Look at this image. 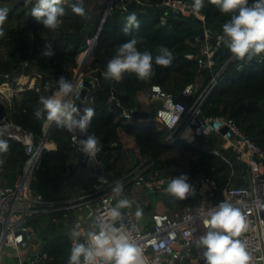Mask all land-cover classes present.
Wrapping results in <instances>:
<instances>
[{
  "label": "trees",
  "instance_id": "obj_1",
  "mask_svg": "<svg viewBox=\"0 0 264 264\" xmlns=\"http://www.w3.org/2000/svg\"><path fill=\"white\" fill-rule=\"evenodd\" d=\"M128 1L113 0L105 16L107 0H101L91 9L84 3L87 15L82 18L68 7L75 0H65L66 13L61 18V26L56 31H50L31 14L24 21H18L31 12L34 0L32 3H26V0H0V8H11V14H8L4 24L5 35L0 38V84L7 82L13 89H17L4 102L6 120L31 131L34 144L38 146L43 137V124L47 120L46 117L37 119L34 115L37 108H42L39 97L52 96L58 90L56 81L62 75L72 82L74 69L78 66V56L88 48L91 51L83 80L93 82V86L87 90L83 102L88 108L95 109L89 133L100 138L102 144L110 145L102 154L101 165L97 169L98 173L106 176V189L115 186L114 181L117 179L125 180L123 175L141 163L147 166L146 174H172L174 178L187 174L190 180L203 173L215 178L220 187L226 184L233 171V181L238 185L245 184L246 178L243 175L247 164L235 149L217 145L215 134L199 136L194 139V144L184 140L167 144L163 140L167 129L158 123L153 120L138 121L132 116L124 119L119 117L121 111L110 107L115 102L110 99L113 89L119 93L120 97L116 100L123 109H133L138 105L137 94L146 91L152 84L160 85L174 96L181 92L184 86L194 81L198 70L197 58L203 56L202 46L205 40L201 37L199 28L204 26L215 36L222 34V25L230 19V14H222L208 0H205L201 10L203 20L190 12L173 14L167 11L155 14L145 8V5L160 7L165 0H137L142 3L141 8L126 9ZM253 2L254 0H249L250 4ZM18 5H24L22 12L16 10ZM15 10L17 14L13 17L11 15ZM132 13L137 16L140 26L125 34L122 28L127 16ZM103 16L104 20L99 27ZM98 28L95 42L90 45ZM133 38L138 41V50L148 51L153 56V77L143 82L135 74L126 73L118 83L105 81L102 72L106 70L107 61L115 55L120 44ZM47 43L55 51V55L50 58L41 55ZM161 46L172 52L173 59L169 67L155 64V57L160 54ZM209 46L212 47L211 42ZM216 52L222 61L232 55L224 44ZM187 53L194 56L189 58ZM20 75L25 79L21 85L17 83ZM31 82L33 83L30 84ZM249 99H264V54L260 62L253 59L245 64L236 58L230 62L223 77L204 102L202 113L205 116L224 114L232 117L264 150V107L247 102ZM152 115L153 112H149V116ZM73 134L53 125L48 139L56 143V148L42 147L39 164L30 180L33 192H40L45 199L58 204L63 199L61 192L65 178L72 175L79 166V163L73 164L70 161L71 153L77 151L71 138ZM3 138L8 141L9 150L0 153V185L14 186L20 178L28 154L22 142L9 136ZM202 145L207 150L217 146L219 154L203 150ZM178 146L190 151L194 157L186 162H179L164 155L170 148ZM127 150L133 158L129 161V164L133 162L130 167L122 165V156L118 158L120 152ZM131 183L125 185L127 190ZM166 188L157 193L163 202L174 201L182 206L188 201H179L167 195ZM71 212V209L43 212L32 216L24 224L31 226L30 232H37L41 238L39 252L45 253V256H42L40 264H67L73 243L70 233H55L54 228H45L43 224L46 225L45 222L50 217L63 221L64 213L70 214L72 219ZM14 259L16 263L19 260L18 256Z\"/></svg>",
  "mask_w": 264,
  "mask_h": 264
},
{
  "label": "built area",
  "instance_id": "obj_2",
  "mask_svg": "<svg viewBox=\"0 0 264 264\" xmlns=\"http://www.w3.org/2000/svg\"><path fill=\"white\" fill-rule=\"evenodd\" d=\"M112 1L109 0L104 16L109 11ZM192 4L193 2L186 0H165L160 7L164 12L169 10L190 12L203 20L202 12L193 13ZM104 16L101 18L100 24L104 20ZM206 30L207 28L204 27L203 56L197 58L198 70L195 79L184 86L181 91L191 96L189 101L184 103L175 100L172 93L164 90L158 84H152L146 90V95L148 98H162V106H155L152 111L153 115L148 120H153L167 129L163 138L167 144H173L177 140L194 144V139L199 136L215 134L218 140L217 145L230 146L235 149L240 154L242 161L247 164L246 173L243 175L246 178V183L236 184L232 179L233 171L230 172V178L223 187H220L212 176L203 173L197 174L188 181L192 186V191L181 210L173 214L167 211H152L145 226L139 223L129 208L120 209L122 217L113 226L120 229L123 235L142 249L139 264H178L177 260H190L194 255V249L199 260L194 264H204L203 250L196 247V241L206 231L203 221L207 218L209 211L225 200L239 208L245 218L247 230L241 234L239 239L245 244L246 250L250 254V264H264V150L242 130L232 117L224 114L205 116L202 113V107L207 97L223 77L227 66L235 59L233 55H230L223 61L220 59L217 64L215 52L223 44L220 40L222 34L214 35L212 43L211 36ZM98 31L99 28L92 38L96 39ZM210 42L212 47L209 46ZM186 56L191 58L194 54L187 53ZM262 56L263 54L254 58L255 61L260 62ZM77 84L75 88L80 91L83 87V79ZM78 97L79 95L74 91L70 103ZM110 99L116 100V96L112 94ZM130 110L122 109L120 117L130 118ZM5 125L8 127L5 136L22 142L28 157L15 185H0V252L3 247L16 249L19 245L25 244L23 235L26 232V226L24 224L34 215L75 209L82 204L81 200L87 197L93 203L90 212L93 223L97 219L108 222L111 219L109 212L116 206L117 200L125 197L127 193L125 185L128 182L149 192H158L166 188L171 178H174L172 174L160 175L157 172L146 174L147 166L141 163L130 168L125 173V180L119 181L123 184V194L117 197L112 191L114 186L106 189L107 184L99 183L98 178H106V176L103 173H98L97 169L101 162L95 159L92 168L98 181L96 189L90 194L80 195L75 200L59 203V205L55 201L45 199L42 193L33 192L30 188L33 171L40 161V146H35L33 133L7 121L4 116L0 119V127ZM223 129L225 130L222 131ZM186 131H189V135H192L193 138L185 136ZM71 138L79 151L80 145L76 142L75 134ZM201 148L207 150L204 145ZM38 150L39 154L35 155ZM207 151L219 154L217 146ZM27 165L31 167V173L27 178L26 186L22 188L20 180L24 173V167ZM66 214H63V218H67ZM72 222L73 226L80 225L79 230L82 233L89 232L80 216H74ZM82 238L85 239L84 236ZM42 256H45V253L36 252L27 264H40ZM18 264H22V261Z\"/></svg>",
  "mask_w": 264,
  "mask_h": 264
},
{
  "label": "clouds",
  "instance_id": "obj_3",
  "mask_svg": "<svg viewBox=\"0 0 264 264\" xmlns=\"http://www.w3.org/2000/svg\"><path fill=\"white\" fill-rule=\"evenodd\" d=\"M32 3V0H26ZM65 0H34L31 16L44 28L56 31L60 28L66 10ZM205 0H193L192 11L199 14ZM222 14H230V19L222 25L220 40L238 61L251 62L257 56L264 54V0H208ZM71 11L84 18L86 10L84 0H75L68 4ZM8 18V9L0 8V38L5 35L4 24ZM135 13L127 16L122 31L128 34L132 29L139 28ZM137 39L120 44L115 55L107 61L106 70L102 72L105 81L120 82L126 73H133L143 82L149 81L153 75V56L148 51L141 52L137 48ZM155 64L169 67L172 63V52L161 46ZM44 57H52L55 51L51 44H46L41 53ZM58 90L53 96L39 97V104L34 115L37 119L45 118L54 122L58 128L68 132H79L86 138L79 141V151L85 156L96 159L102 150L100 138L89 133L95 109L84 108L81 113L76 106L67 102L66 98L74 91L79 95V89L63 75L56 81ZM47 90V86H46ZM118 100H115V102ZM121 114V112H120ZM150 117V116H148ZM8 131L7 125L0 127V153L9 150V143L3 137ZM100 184H106L105 177H99ZM187 174L171 178L167 184L166 194L176 200H185L192 191ZM112 191L117 197L123 194V184L117 182ZM131 202L127 198L119 199L116 206L109 212L110 221L102 219L94 221L96 231L82 233L80 225H75L70 233L73 241L67 264H139L142 249L131 239L123 235L114 223L120 220V209L128 208ZM136 217L142 215L139 208ZM206 231L196 241V247L203 250L204 264H250L251 257L245 244L239 237L247 230V224L239 208L228 201L217 204L203 221ZM84 236L83 242L80 238ZM2 252V251H1Z\"/></svg>",
  "mask_w": 264,
  "mask_h": 264
},
{
  "label": "crops",
  "instance_id": "obj_4",
  "mask_svg": "<svg viewBox=\"0 0 264 264\" xmlns=\"http://www.w3.org/2000/svg\"><path fill=\"white\" fill-rule=\"evenodd\" d=\"M100 25L101 24H99V26ZM88 50H90V49H88ZM75 73H76V71H75ZM55 92L53 93V95L55 94ZM72 96H73V93L69 95L67 102L70 103ZM137 97L139 99V104H138L139 110L148 111V112H151L154 110L155 105L151 102V98H148V96L146 95V91L139 92L137 94ZM145 118H147V117L137 118V120L138 121L147 120ZM43 129H44V124H43ZM42 139L39 143L40 152H41L42 147H46L48 149H55L56 148V143L53 140H50L44 136L42 137ZM42 143H43V145H42ZM37 152L39 154V150ZM113 154H116V152H114ZM118 156H119L118 158H120L122 156V159L124 158V161L126 163H129V161L133 159L132 154L129 150L120 152V154ZM70 161L73 164L79 163V166L76 168V170L73 172L72 175H69L68 177L65 178V180L63 182V189L61 192L63 199L59 202L60 204L66 203L69 200H75L80 195L87 194V193L90 194L98 186L97 176H96V173L94 172L93 168L91 166H81V164L79 162L78 151L75 150L71 153ZM132 163L133 162H131V164ZM131 164H129V167L131 166ZM118 169L121 170V168H119V167H118ZM30 173H31V169L29 170L27 177L30 175ZM23 175H24V173H23ZM123 176H125V174ZM121 180H122V178L117 179L114 182H117V181L119 182ZM128 186H129L128 190L125 187L127 193H126L125 197H123V198H127L131 202V204H133V207H136L137 209L139 208L140 210H142V215L140 217H136V215H135L136 211L135 210L133 211L132 207H129L131 209V211L134 213V215L137 218V220L139 221V223L141 225L145 226V225H147V222H148V216L152 212V205H151L152 196H153V194H157L158 192H149L147 190H144V189L134 185L133 183L129 184ZM119 199H122V198H119ZM81 202H82V204L79 207H77L75 209H71L72 210L71 213L73 214L72 220L74 219V216L75 217L80 216L82 218V220L84 221V224H85L87 230L90 232V231L95 229L92 216L90 215L91 206L93 203L91 202V199L87 198V197L83 198L81 200ZM83 207L89 208L88 215H86V212L81 211L83 209ZM181 208H182V206L180 204H178L177 202H174V201H171V202L169 201V203H165L162 200H160V201H157L155 203V211H167V212L173 214L175 212L180 211ZM144 212H147L148 214L147 213L145 214ZM49 220L50 221H52V220L56 221V227L54 228L55 233H71V230L74 227L73 223L69 224L68 222H65L63 225L60 226L59 224L62 221H60L58 218L50 217L46 222H48ZM43 225L45 226V224H43ZM57 228L59 230H57ZM30 229H31V226L29 227L27 225L26 226V232L23 235L24 240H25V244L19 245L16 249H12L10 247H3L2 252H1L3 264H10V260L8 259L10 257L14 258L15 256H18V259H19L18 262H20V261H23L24 259H26L28 257H32L33 254L40 251L41 242H39L38 240L33 241L32 239H30L31 236H33L34 234H38V233L34 232V231L30 232ZM28 235H29V237H28ZM193 251H194L193 257H195L196 251H195V249ZM4 257L7 258V261H5ZM18 262L16 264H18ZM186 264H190V263H186Z\"/></svg>",
  "mask_w": 264,
  "mask_h": 264
},
{
  "label": "water",
  "instance_id": "obj_5",
  "mask_svg": "<svg viewBox=\"0 0 264 264\" xmlns=\"http://www.w3.org/2000/svg\"><path fill=\"white\" fill-rule=\"evenodd\" d=\"M106 3L108 4L109 0H107ZM107 6L108 5H106V7ZM135 7L141 8L142 7V3L137 1V0H129L126 3V5H125L126 9H133ZM145 8L148 11H150V12H154L155 14L164 13V11H163V9L161 7H155V6H152V5H145ZM169 12L173 13V14H177V13L180 14L181 13L180 11H176V10H169ZM199 31L201 33V37H203L204 36V26L200 27ZM206 32L211 36V41L214 42V37H213L214 34H213V32L208 30V29L206 30ZM215 55H217V52H215ZM216 59H217V64H219L221 57L220 56H216ZM92 86H93V82H91L89 80H83V87L79 91V97L72 102V104L74 106H76L81 113L83 112L84 108H88L87 105H85V103L83 101H84V98H85L87 90L89 88H91ZM112 94L114 96H116V98L120 97L119 93L115 89L112 90ZM190 97L191 96L188 95V94H184L183 92H179L177 95H175V100L187 103L189 101ZM151 102L157 107L162 106V98L152 97L151 98ZM247 102L252 103V104H259V105L264 107V99L259 100V101L258 100L249 99ZM110 107L112 109H116L118 111H122V109H123V107L120 105V103L118 101L111 103ZM130 111H131V116L133 118H135V119L149 116V112L148 111L139 110L138 105H135L133 107V109H131ZM5 114H6V105H5V103L3 101L0 100V119L3 118L5 116ZM224 130L225 129H223L222 131H224ZM73 133L75 134L76 142H78V143H79L80 139L86 138L85 136L80 134L78 131L77 132H73ZM185 136H189L190 138H193L192 135H189V131L185 132ZM109 147H110V145H108V144H102V150H101V152H99L97 154L96 159L100 160L101 157H102V154L104 152H106L109 149ZM78 154H79V162H80L81 166L93 165L94 160H92L91 158L85 156L80 151H78ZM66 217L67 218H65L64 221H62L59 224L60 226L63 225L65 222H68L69 224H71L72 219L70 217V214H66ZM47 226H49L50 229L55 228L56 227V221L55 220H52V221L49 220L48 222H46L45 227H47ZM28 237H29V235H28ZM83 240H84V238L81 237L80 238V242H83ZM31 260H32V257H28V258H26V259H24L22 261V264H27ZM198 261L199 260H198L197 256H195V257L190 258V260H185V259L177 260V263L178 264H183V263L194 264V263H198ZM0 264H3L2 253L1 252H0Z\"/></svg>",
  "mask_w": 264,
  "mask_h": 264
},
{
  "label": "rangeland",
  "instance_id": "obj_6",
  "mask_svg": "<svg viewBox=\"0 0 264 264\" xmlns=\"http://www.w3.org/2000/svg\"><path fill=\"white\" fill-rule=\"evenodd\" d=\"M100 1L101 0H84V3H85V5L89 8V9H91V8H93L95 5H97L98 3H100ZM106 5H107V3H106ZM106 5H105V7H106ZM22 8H24V5H18V7H16V10L19 12H22L23 10H22ZM6 9H8V14H9V16H10V14H11V8L10 7H7ZM15 10V12L14 13H12V15L11 16H13V17H15V15L17 14V11ZM30 15V13H28V14H26L24 17L22 16L18 21H24V19H27V17ZM18 21H17V23H18ZM16 25V24H15ZM95 39L94 38H92V40L89 42L90 43V45L92 44V43H94L95 41H94ZM87 66H88V62L86 61L85 62V64H84V66H83V69H82V71H81V73H80V76H79V82H80V80L81 79H83V75H84V70L87 68ZM75 69H74V74H73V77H74V75H75ZM25 81V79H24V76L23 75H20L19 76V78H18V80H17V83H19L20 85L21 84H23V82ZM77 81V82H78ZM33 82H31L30 84H32ZM78 85V84H77ZM17 91V89H13L12 88V86H10V84L9 83H7V82H5V83H2V84H0V100L1 101H3V102H5V100H9L10 99V97H11V95L14 93V92H16ZM145 119H151L150 117H147V118H145ZM55 124V123H54ZM43 140V139H42ZM42 145H43V143H42ZM165 156H170V157H172V158H175L177 161H179V162H186V161H188L189 159H191V158H193L194 157V155L192 154V153H190L189 151H187L186 149H184L182 146H178V147H176V148H170L169 150H167L166 151V153L164 154ZM122 165H124L125 167H127L128 165H129V163L127 164L125 161H124V159L122 160ZM87 166H91V165H87ZM157 201H160V199L158 198V195L157 194H153V196H152V199H151V205H152V211H155V203L157 202ZM165 203H168L167 201H164ZM130 207H132V209H133V211L135 210V211H137V208L136 207H133V204H131V206ZM81 211H84V212H86V215H88V213H89V208H87V207H83V209L81 210ZM145 214L147 213V212H144ZM148 214V213H147ZM88 217V216H87ZM57 230H59L58 228H57ZM30 239H32L33 241L34 240H38L39 242H41V238L39 237V235L38 234H34L33 236H31V238ZM5 258V257H4ZM9 260H10V264H16V261H15V259L13 258V257H10V258H8ZM5 261H7V258H5Z\"/></svg>",
  "mask_w": 264,
  "mask_h": 264
},
{
  "label": "bare ground",
  "instance_id": "obj_7",
  "mask_svg": "<svg viewBox=\"0 0 264 264\" xmlns=\"http://www.w3.org/2000/svg\"><path fill=\"white\" fill-rule=\"evenodd\" d=\"M89 55H90V50H88V48H86L84 51L80 52V54L78 56V66L75 69L76 73H75L73 80H72V83L74 84V86L77 84V81L79 80L81 70L83 69L85 62L88 61ZM68 98H69V96L66 98V100ZM53 125H54V122H52V121L46 120L44 122V129H43L44 137L48 138ZM35 155H38V152H36ZM30 169H31V167L29 165L24 167V175L22 176V178L20 180V185L22 186V188H24L26 186L27 178H28L27 175H28Z\"/></svg>",
  "mask_w": 264,
  "mask_h": 264
}]
</instances>
